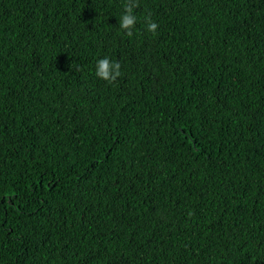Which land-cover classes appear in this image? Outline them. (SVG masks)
I'll return each instance as SVG.
<instances>
[{
    "label": "trees",
    "instance_id": "trees-1",
    "mask_svg": "<svg viewBox=\"0 0 264 264\" xmlns=\"http://www.w3.org/2000/svg\"><path fill=\"white\" fill-rule=\"evenodd\" d=\"M124 3L0 0V264H264V0Z\"/></svg>",
    "mask_w": 264,
    "mask_h": 264
},
{
    "label": "clouds",
    "instance_id": "clouds-1",
    "mask_svg": "<svg viewBox=\"0 0 264 264\" xmlns=\"http://www.w3.org/2000/svg\"><path fill=\"white\" fill-rule=\"evenodd\" d=\"M139 7V0H125L124 13L119 17V28L125 31L129 37L133 35V29L137 23V16L134 14V10ZM144 19L147 31L156 34L158 24L152 20L151 13ZM95 75L99 79L113 84L121 76V64L105 57L97 62Z\"/></svg>",
    "mask_w": 264,
    "mask_h": 264
}]
</instances>
